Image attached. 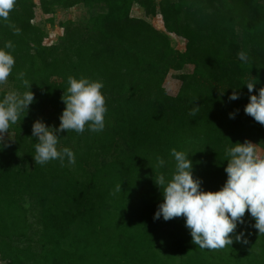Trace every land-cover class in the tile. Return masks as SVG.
I'll return each mask as SVG.
<instances>
[{
    "label": "trees",
    "instance_id": "trees-1",
    "mask_svg": "<svg viewBox=\"0 0 264 264\" xmlns=\"http://www.w3.org/2000/svg\"><path fill=\"white\" fill-rule=\"evenodd\" d=\"M134 5L146 16L159 12L164 30L185 40V50L176 51L165 32L131 17ZM40 7L44 14L83 7L89 15L67 29L60 53L42 47L32 0H16L8 18H0V47L13 45L11 77L25 92L24 73L34 93V103L10 125L15 141L9 154L35 155L34 121L51 124L55 115L52 127L59 126L69 76L103 82L110 130L62 131L69 140L61 148H70L76 163L69 170L67 160L63 166L55 160L48 185L36 180L20 188L0 162L1 264H264V234L247 211L230 234L233 244L215 250L192 243L183 216L154 219L163 201L154 181L160 174L171 179V149L189 154L194 177L213 192L227 179L226 148L249 140L264 151V125L244 112L249 96L264 87V0H40ZM240 51L247 62L238 59ZM185 65L193 66L192 73L181 76L175 96L168 95L165 74ZM249 81L257 82L251 94ZM233 91L239 99L230 101ZM111 152L85 173L88 158ZM157 156L165 166L157 167ZM56 184L62 186L61 208L60 201L49 203ZM25 195L39 202V229H27ZM241 231L247 243L235 240ZM29 234L38 239L30 242Z\"/></svg>",
    "mask_w": 264,
    "mask_h": 264
},
{
    "label": "clouds",
    "instance_id": "clouds-1",
    "mask_svg": "<svg viewBox=\"0 0 264 264\" xmlns=\"http://www.w3.org/2000/svg\"><path fill=\"white\" fill-rule=\"evenodd\" d=\"M15 2L16 0H0V18H8ZM12 47L11 41L0 47V85L7 81L15 65V58L8 51ZM237 57L242 62L248 60L244 51L238 52ZM19 77L28 90L22 94L9 91L0 98V141L10 125L34 103L31 83L24 79V73H20ZM256 84L254 81L245 84L250 94ZM68 85L61 97L65 108L59 117L58 128L48 126L39 119L32 125V136L38 140L33 156L35 164L44 165L52 160H59L62 166L65 160L69 165L75 164V154L70 148H58L59 133L69 130L83 133L86 127L91 132H100L105 127L107 107L101 91L103 82L87 77L77 79L69 76ZM237 99L239 94L233 91L229 100ZM198 108L196 106L193 109V114ZM244 112L264 125V87L249 96ZM229 118H235V113H229ZM256 145L245 140L226 148L228 159L224 171L227 179L215 192L202 189V180L194 177L193 163L187 152L171 149L175 160L171 179L166 180L164 174H160L154 181L160 189L163 188V201L159 204L154 219L162 217L168 221L183 216L192 243L201 249L215 250L232 245L233 238L230 234L235 232L238 224L244 223L246 211L255 220L253 227L260 234H264V157L258 155ZM156 162L157 167L166 164L159 156ZM116 191H121V185H117ZM235 240L247 243L243 231L235 235Z\"/></svg>",
    "mask_w": 264,
    "mask_h": 264
},
{
    "label": "rangeland",
    "instance_id": "rangeland-1",
    "mask_svg": "<svg viewBox=\"0 0 264 264\" xmlns=\"http://www.w3.org/2000/svg\"><path fill=\"white\" fill-rule=\"evenodd\" d=\"M162 1L164 0H156V2H162ZM32 2H33V7H34L33 8L34 19L32 23L38 25L40 29H42L44 32L43 39H42V47H45V48L58 47L59 49L58 53L62 51L61 45L63 44H62L61 39H62V36H64L67 33V29L75 27L79 24H84L85 20L87 19L89 15L88 11L83 7H74V8L63 9V10L58 9L52 14H44L40 7V0H32ZM131 17L143 19L144 21H147L149 24H151L156 30L165 32L168 35V37L171 39L172 46L176 51L183 52L185 50V43H186L185 40L176 36L175 34L167 33L164 30L162 18L159 12H157V14L153 17L146 16L142 8H140L138 5H134L131 10ZM47 19H52L53 20L52 24L47 23L46 22ZM63 56L60 55L59 57L61 61L64 59ZM192 69H193L192 65H185L181 70H173V69L168 70L163 78V84H162L166 93L168 95L175 96L181 85V81H182L181 76L190 75L192 73ZM51 82L59 83V78H52ZM19 86L20 84L15 82L10 74L7 81L3 85H0V98H3V96L7 94L9 91H16L22 94L24 91H22L21 88H19ZM30 113H31V110H30ZM49 114L50 112L46 110L44 117H48ZM54 117L55 115L51 116L52 121ZM107 119H109V116H105V127L103 129L104 132L106 131L109 132L110 130L109 124H110L111 119H109L108 122H106ZM51 120H50L51 124L46 123V125L52 126L53 124ZM59 124H60V120H59ZM103 131H100V132H103ZM60 133L61 135H59L60 139L58 143V148H61L63 145H67L66 141L69 140L67 134L63 132H60ZM14 141H15V132L13 131L12 127H9L7 132L4 134L3 140L0 141V162L2 163V166H7L9 168L8 176L13 181H15V183L20 184L19 185L20 188L22 187V188H25L26 190L29 189V186L32 187L34 181L36 180L37 181L41 180L45 185H48L51 182H54V180L51 178L52 177L54 178L55 175L51 168L54 165L55 160L49 161L48 163L44 165H40V164H35L33 157L24 158V156L21 154L18 155L17 157H13V156L11 157L7 149L10 148L14 144ZM74 149H77V148L75 147ZM256 149H257L258 155L264 157L263 149H261L257 145H256ZM83 151L84 153H87L86 150H83ZM120 152L121 151L118 149L117 153H120ZM112 155L113 154L111 152L109 155H107L104 158L103 157H99L98 159L94 157L88 158L87 159L88 165L85 168V173L89 171H93L94 168L98 166V165L96 166V163L98 162L100 163V161H98L99 159H107V157L111 158ZM72 165H69L67 163L65 167H67L70 170ZM61 177L63 178L64 176L62 175ZM60 181L55 180V183H59ZM62 184L63 182H61V185ZM61 185L59 184L57 186L56 184L55 186L56 190L51 191L52 194L49 196L50 205H54L58 201H60L59 202L60 208L63 203L61 202V199L64 197ZM27 199L28 197H26L25 195L24 203H25V207L28 209V216L26 220L27 229L29 231L32 229H39L38 222H37L39 220L38 218H39V211H40V207L38 205L39 202L37 200L33 201L31 199L26 201ZM29 237H30L29 239L30 242L31 241L35 242V240L38 239L37 236L30 235V234H29ZM20 240L21 239L19 238V241ZM24 245L26 244L24 243ZM36 249L39 250L37 247L34 248V250ZM0 264H1V261H0ZM173 264H176L175 260L173 261Z\"/></svg>",
    "mask_w": 264,
    "mask_h": 264
}]
</instances>
